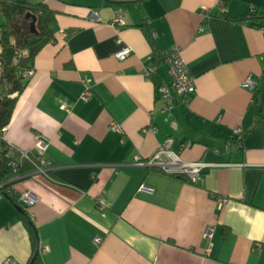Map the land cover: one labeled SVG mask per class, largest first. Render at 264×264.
I'll return each instance as SVG.
<instances>
[{
  "label": "crops",
  "instance_id": "obj_1",
  "mask_svg": "<svg viewBox=\"0 0 264 264\" xmlns=\"http://www.w3.org/2000/svg\"><path fill=\"white\" fill-rule=\"evenodd\" d=\"M40 2L56 14L53 39L2 139L9 156L35 152L36 135L47 144L50 177L35 170L11 187L36 197L25 210L42 263L264 264V0ZM141 27L157 53L178 48L194 78L166 112L156 88L167 68ZM249 74L252 91L242 86ZM166 140L182 162L206 166L198 182L132 164ZM20 216L0 194V263H28Z\"/></svg>",
  "mask_w": 264,
  "mask_h": 264
},
{
  "label": "trees",
  "instance_id": "obj_2",
  "mask_svg": "<svg viewBox=\"0 0 264 264\" xmlns=\"http://www.w3.org/2000/svg\"><path fill=\"white\" fill-rule=\"evenodd\" d=\"M0 14L4 19V22L0 23V132H2L13 113L16 96L24 90L29 81L34 57L53 39L56 14L45 4L33 0H0ZM141 29L147 38L146 41L155 51L156 59L162 60L161 54L155 50L150 31L144 27ZM23 53H26V56ZM233 141L236 142L235 139ZM35 154L30 152L28 160L21 159L16 162L17 156H9V146L0 136V194L5 195L20 209V217L31 243V255L27 264H43L39 253L37 230L24 206L18 205L20 204L18 195L12 193L11 187L15 180L36 170L38 159ZM15 162L16 170L11 168ZM46 174L50 177L49 172Z\"/></svg>",
  "mask_w": 264,
  "mask_h": 264
},
{
  "label": "built area",
  "instance_id": "obj_3",
  "mask_svg": "<svg viewBox=\"0 0 264 264\" xmlns=\"http://www.w3.org/2000/svg\"><path fill=\"white\" fill-rule=\"evenodd\" d=\"M255 10L251 8L250 13L254 12ZM208 11L204 10L202 15L203 17H207ZM90 16L92 19H95L96 21H99L98 12L97 11H91ZM121 15L118 14L117 17H115V23L119 24L120 26L124 25V22L122 18H120ZM1 34V30H0ZM1 38V35H0ZM180 50L178 48H173L167 51L161 52V58L163 60V65L167 68V74L169 77V82L161 84L157 90V95L159 98L164 102L165 105V112L172 107V99L174 95H177L180 98H185L187 95H190L194 92V78L192 76H189V71L187 68V65L184 64V60L181 56ZM131 50L128 47L122 48L118 53L115 54V57L123 61L125 60L130 54ZM32 74V73H31ZM256 81L252 76H249L244 81V84L242 85L244 88H246L249 91H252L255 89ZM81 99L86 101L91 97V92L89 89L86 88L85 91L82 92ZM110 130L119 133L120 128L117 127L116 124L110 125ZM151 132H154V129H150ZM2 132H5V128L2 129ZM2 132L1 137H2ZM234 135L240 134L241 130L240 128H235ZM35 155H37L38 163L35 166L36 170L40 173L47 175V170L45 169V160H44V152L47 148V144L41 138L39 135L35 136ZM170 145L171 141L166 140L163 142L158 149H156L155 153L147 158L142 159L139 156L134 157V161L132 164L138 167H149V168H156L159 171L169 174L170 176L174 177H184L187 180H190L193 183H196L199 181L201 177V172H203V169L206 167L203 164L200 163H186L182 162L181 159H179V156L175 154L174 152L170 151ZM230 145L227 146V148ZM13 152L12 148L9 147V154ZM29 153L27 152H18L12 155L13 157H16V162H19L21 159L28 160ZM12 163L13 169L17 168V164ZM16 170V169H15ZM141 189H144V186L140 187ZM147 189V188H145ZM18 202L21 203V205L24 206V208H29L33 206L36 203V197L31 194L30 192H23L20 195H18ZM102 209V208H101ZM212 230L207 229L205 234V239L207 241L211 239ZM93 242L95 244L100 243V239L95 237L93 239ZM209 251V250H208ZM0 264H18L15 260L11 258L5 259Z\"/></svg>",
  "mask_w": 264,
  "mask_h": 264
},
{
  "label": "rangeland",
  "instance_id": "obj_4",
  "mask_svg": "<svg viewBox=\"0 0 264 264\" xmlns=\"http://www.w3.org/2000/svg\"><path fill=\"white\" fill-rule=\"evenodd\" d=\"M35 2H40L41 0H33ZM4 22V19L2 17V15L0 14V23H3Z\"/></svg>",
  "mask_w": 264,
  "mask_h": 264
},
{
  "label": "water",
  "instance_id": "obj_5",
  "mask_svg": "<svg viewBox=\"0 0 264 264\" xmlns=\"http://www.w3.org/2000/svg\"><path fill=\"white\" fill-rule=\"evenodd\" d=\"M33 25V24H32Z\"/></svg>",
  "mask_w": 264,
  "mask_h": 264
}]
</instances>
